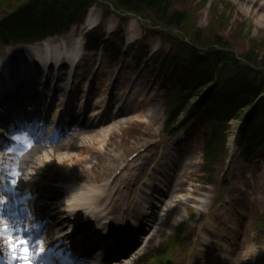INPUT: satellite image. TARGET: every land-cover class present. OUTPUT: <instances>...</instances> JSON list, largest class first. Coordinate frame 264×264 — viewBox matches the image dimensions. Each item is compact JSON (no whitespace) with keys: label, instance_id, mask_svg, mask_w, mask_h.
<instances>
[{"label":"rangeland","instance_id":"obj_1","mask_svg":"<svg viewBox=\"0 0 264 264\" xmlns=\"http://www.w3.org/2000/svg\"><path fill=\"white\" fill-rule=\"evenodd\" d=\"M26 1L0 0V17L12 12ZM114 1L116 0H96L90 18L96 20L98 26L89 31L87 35L93 38L100 37L106 47L100 53L85 51L82 65L93 68L96 65L99 67V63H102V74L107 73L108 77L113 73V76L117 74L126 78L123 83L124 89L129 88L126 85L130 84L132 87L129 91L132 94L131 97L138 105L145 106L148 115L132 113L133 115L121 117L117 119L116 126L112 127L109 132L103 133V137L96 136V140L91 141V143H95L94 151L100 154L96 159H92V163L87 161V157L82 160V163L91 165L89 168L86 165L82 175L93 179V181H102L111 177L128 163H130V168L140 170L144 174L147 159H137V157L131 159V156L150 141H156V146H158L162 139L161 130L170 109L166 106L164 98L165 78L162 82L161 62L156 59L155 55L151 56L155 48L160 49L164 44L163 48L168 49L172 39L197 40L201 43L199 40H206V36H210L212 39L228 41V45L231 47L230 51H235L239 56L249 54L255 59L258 57V61L264 62V0H174L170 11H180L181 14H184L181 29H175V26L156 27L154 21H144L134 13L120 12L116 9ZM254 2H257L259 8L254 6ZM105 14H109V17L105 18ZM119 19H124L127 23L120 26ZM74 27L71 40L87 29L86 25H75ZM151 27L157 33L156 36L150 37L148 34L144 39L146 29ZM68 36L69 34L66 35V38ZM129 42L131 44L127 45ZM145 48L149 54L144 52ZM120 50L121 57H117L116 53ZM135 64L138 67L134 69ZM262 70L264 71V69ZM165 75L166 73H164V77ZM167 82L169 83V80ZM235 125L236 123L233 122L234 128L230 129V137L236 133ZM182 133L186 134V132ZM182 137L181 134L179 138ZM78 140L79 137L75 139L74 143ZM231 146L233 147V143H230ZM231 148L228 150L227 161L225 158L223 167L218 168L219 171L224 172L227 162L228 174L225 175L228 180L226 182L230 186L225 189L221 188V181L207 185L200 180L201 163H198L201 160L202 152L197 148L193 151L194 157L197 156L194 160L196 167L193 173H187V180L184 184L181 183L179 190L175 192L176 198L181 201L180 203H183V205L179 204L182 212L178 217L185 212L189 214L195 212L197 220H193L191 225L196 224L204 217L199 218V210L203 208L206 212V203L212 204L207 216L226 202L224 204L229 209H220L217 212L221 217L219 222L223 225L222 217L233 210L236 213L240 211L241 214L247 215L244 219L248 226L247 240L228 264H264V223L261 222L264 221V217L262 220L260 218V215L264 216V161L255 160L246 163L235 155ZM69 151L77 153L78 148H69ZM60 152H65V149ZM78 161L80 160H67L66 165L58 167L54 166V157L47 158L43 155L37 157V164L29 171L35 172L36 168L42 167L40 172L48 175L46 184L49 185L51 182L60 184L65 180L64 182L70 186L73 180L86 181L81 174L73 175V179L70 180L71 175L69 174L72 171L68 172L69 169L78 173L82 168ZM30 178L31 176H29ZM78 183H80L77 184L78 187L83 184V182ZM180 190L181 192H179ZM65 191L66 189H63L62 194H65ZM187 195L193 198L190 201L185 200L184 197ZM218 201H221V204ZM216 202L220 205L216 206ZM190 204H195L198 208L194 209ZM234 204H237V209ZM158 235L159 233L154 231L153 236L157 237ZM170 238L172 237L168 236L164 240ZM163 241L159 244L161 245ZM180 251L182 252L181 248L177 250L178 253Z\"/></svg>","mask_w":264,"mask_h":264},{"label":"trees","instance_id":"obj_2","mask_svg":"<svg viewBox=\"0 0 264 264\" xmlns=\"http://www.w3.org/2000/svg\"><path fill=\"white\" fill-rule=\"evenodd\" d=\"M96 0H42L30 2L27 6L18 9L4 20L1 28L11 34L17 35L22 40H36L42 38L47 32H54L63 26H67L75 20L81 21L88 8L94 4ZM174 0H116L119 7L135 10L138 13L153 16L157 23L163 26L179 25L183 22L184 14L180 11H170ZM152 32V31H151ZM210 39V36H206ZM176 39H172V42ZM202 40V39H201ZM180 43V42H178ZM179 48V53L170 54L172 58L177 57L176 63L182 58L185 59L186 70L190 72L189 83L193 86H204L208 82L215 81L218 86L216 94H212L210 102L212 105L220 108L219 110L225 115V111L232 110L233 107L238 108L243 104H250L256 96L264 90V78L260 80L256 91H252L254 86L253 80L248 73L252 71L249 67L243 65H235L230 63L228 58L223 57L222 52H206L201 54L196 48L190 44L174 43V51ZM227 55V54H226ZM221 56V57H220ZM228 56V55H227ZM248 60L252 59L245 56ZM253 60V59H252ZM256 60V59H255ZM253 60V61H255ZM253 72V71H252ZM184 76L186 74H183ZM251 78V79H250ZM186 86V85H185ZM245 88V91H237V87ZM188 87L187 89H190ZM198 88V87H197ZM252 91V94L250 92ZM187 92H181L175 97V112L190 98ZM236 103L237 105H234ZM243 107V106H242ZM239 111V110H238ZM236 110V113L238 112ZM235 113V114H236ZM264 99L255 107V111L248 115L245 125L244 146L250 148L257 140L260 141L259 149L264 148ZM222 120L217 123L222 128ZM221 131V129H219ZM213 135L209 140V148L212 155L217 154L221 145V137ZM214 138V139H213ZM223 141V139H222ZM208 143V144H209Z\"/></svg>","mask_w":264,"mask_h":264},{"label":"bare ground","instance_id":"obj_3","mask_svg":"<svg viewBox=\"0 0 264 264\" xmlns=\"http://www.w3.org/2000/svg\"><path fill=\"white\" fill-rule=\"evenodd\" d=\"M254 6H257V2H254ZM259 8V7H258ZM92 13V11H91ZM91 14L90 16H88L87 18V25L89 26H94L95 21L96 20H92L91 18ZM81 40V39H80ZM63 46H65L66 48L71 47L70 49H68V51L66 52V56L69 58V62L71 63V73H70V79L68 78H62L60 79L61 83H66L68 85V97L66 99V102L63 106V108H61L60 104H58V106H56L54 109L56 110V112L54 113L55 116H59L61 115L63 112L66 111H73L75 110L73 107H77V110L80 109H86L88 108V105H90L91 102L95 103L94 105H98L96 106V109L93 110L92 114H97V115H101L102 112H104L103 108L108 109V105L105 106H100L101 102L104 101L103 99V95L102 92H104V88L101 86H99V88L96 90L94 96L90 95L91 94V88L94 86L92 85V83L89 85V83L87 82V78L85 77H81L82 80H78L80 78V76H75V71L77 69H80V65H75V63L79 60V58L82 56V50L79 46L73 47V45H68V44H64L63 42L60 41H52V42H45L41 45H39L37 47V51H36V47L32 49V51H36L37 55H39L42 58V63L47 64L46 61H48V57H49V53H51L52 55H54V59L57 61L54 64L56 66L60 65H64L63 62H59L60 58L58 60V57H62L61 55L62 53V49ZM16 54V53H14ZM61 54V55H60ZM43 55H45V57H43ZM82 60V59H81ZM80 60V62H81ZM8 63V61H7ZM5 68V69H4ZM0 69L1 70H6L7 69V65L6 62L4 60V62L2 61V59H0ZM2 75L0 74V79H2L1 77ZM96 77V76H95ZM77 78V80L75 81V79ZM92 80H94V77L92 78ZM2 84H0L1 86H9L7 83H4V81L1 82ZM81 87V88H80ZM84 95L82 96L81 93L84 92ZM52 96V95H51ZM82 96V97H81ZM2 100L4 101V98H2ZM101 100V102H100ZM134 99H129L128 102L131 104L133 103ZM12 102V101H11ZM106 102H109V99L106 100ZM6 104L3 106L5 107ZM119 107V104H118ZM100 109V110H99ZM47 106H43L41 108L40 114H43V117L41 118L42 120L45 118V116L47 115ZM98 110V111H97ZM132 112V110H131ZM141 112V111H140ZM27 113L24 112L23 115H26ZM18 116H22L21 114H18ZM13 121L16 122V119L13 118ZM42 122V121H41ZM111 123H109V126L107 127H98L96 126L97 124H90V125H86L83 128V132L80 136V140L82 141V147L80 152L78 153H73L70 151H65V152H59V147H65L67 148V146H70L72 143H70V141L68 142V140L57 144L56 147H53V149L51 148V151L49 152V154H52V157H54L55 159V163L54 166H58V167H63L64 165L67 164V160H80L78 161L81 164V169L80 171H78V173H75L73 170L71 172V175H80L83 174L85 169H86V165L87 163H82L83 159L85 157H87L86 159H88L87 161L92 163V159H96L97 156H99V152H94V148H95V143H91L92 140H96V136L98 137H103V133L109 132V128L116 126L117 122L114 121H109ZM17 124H20L18 122H16ZM75 136L79 135V132L77 131L76 133H74ZM33 152H35L36 155H38V153L41 151L42 146H38V147H32ZM27 158V164L29 162H34V160H31V156L29 157L28 155H26ZM50 158V157H49ZM85 159V160H86ZM58 160V162H57ZM91 166V165H90ZM90 166L87 165V167L89 168ZM53 169V168H52ZM131 170H134V168H129V169H124L119 175L115 176V180L114 183H112L111 187H109L108 189L103 188V190L101 191L102 187H98V190L100 192V194L93 192L92 194H88V188L90 186H85L86 188H81V187H77V189H73L70 190L67 193L66 196V203L68 204L69 208H78L79 206V210L83 211V216L84 217H89L90 219L95 218L98 219L99 221H85L86 225L81 226L83 228H95L98 227L102 224V222L104 221H108L109 224L111 222H116L121 224L122 222H124V220H122L121 215L127 211L129 212H134V208H133V201H132V196L134 193V182L136 180L139 179V173L138 172H134L132 173ZM131 171V172H130ZM37 172L35 175H38ZM34 174L32 175L34 177L33 180V184H38L41 183L40 182V178L36 177ZM82 176V175H81ZM163 179V178H162ZM43 180V179H42ZM87 182H89V178L86 179ZM89 185V184H88ZM43 187V186H42ZM73 188V187H72ZM3 190H1L2 192ZM49 194V193H48ZM42 196V195H39ZM49 196V195H48ZM7 197V196H6ZM102 198V200H101ZM39 197L37 196V198L35 200H29V203H32L34 201H38ZM163 207L172 213L171 217L180 211V208L178 205H176L174 203L173 199H170V201L168 203H165L163 205ZM150 210V208H149ZM139 212H136L137 217L139 218H144V217H148L147 215H144V211L143 209H138ZM63 212H60V214H62ZM159 215L162 214V212L158 213ZM119 217V218H118ZM135 217V216H134ZM145 218V219H146ZM167 219H170L167 218ZM230 219V218H229ZM8 218H6V222H7ZM231 220V219H230ZM107 222V223H108ZM173 222V219H171L169 221V223L164 224V228L161 229V234L166 233L167 231H170V226L171 223ZM9 223V222H7ZM209 225V223H208ZM103 227V226H102ZM227 232V229L224 231ZM228 233H232V232H228ZM221 232H214L213 233V238L220 237L221 236ZM158 238V237H157ZM212 238V239H213ZM0 239H2V235L0 234ZM155 242V239H151V241H149V244H147V248H144L143 250H139L136 260L138 261L135 264H142L141 262L139 263V260L141 258V261H144L146 259V256L149 253V247L153 246ZM123 244V243H122ZM21 258V255H19V253L17 252L15 255L11 256V259L13 258Z\"/></svg>","mask_w":264,"mask_h":264},{"label":"snow or ice","instance_id":"obj_4","mask_svg":"<svg viewBox=\"0 0 264 264\" xmlns=\"http://www.w3.org/2000/svg\"><path fill=\"white\" fill-rule=\"evenodd\" d=\"M10 240H12L13 238H9ZM28 244V241L24 238H21L18 242H14L12 244L13 249H20L21 253H22V261L23 264H32V261L28 255V253L30 252V248L27 247L26 245Z\"/></svg>","mask_w":264,"mask_h":264}]
</instances>
